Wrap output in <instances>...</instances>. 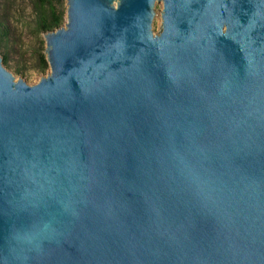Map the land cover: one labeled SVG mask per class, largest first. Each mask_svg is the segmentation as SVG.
Masks as SVG:
<instances>
[{
    "label": "water",
    "instance_id": "1",
    "mask_svg": "<svg viewBox=\"0 0 264 264\" xmlns=\"http://www.w3.org/2000/svg\"><path fill=\"white\" fill-rule=\"evenodd\" d=\"M64 1L0 57V264H264V0Z\"/></svg>",
    "mask_w": 264,
    "mask_h": 264
},
{
    "label": "trees",
    "instance_id": "2",
    "mask_svg": "<svg viewBox=\"0 0 264 264\" xmlns=\"http://www.w3.org/2000/svg\"><path fill=\"white\" fill-rule=\"evenodd\" d=\"M18 7L20 9L18 10ZM29 9L30 20L26 21L20 13V10ZM65 1L64 0H0V48L3 50L2 63L7 65L11 60L9 54H17L22 57L15 47L18 46L20 34L27 29L36 38L52 32L65 23ZM16 12L17 17L16 18ZM18 22H17V20ZM44 40H39V46L32 49L30 58L32 60L31 68L38 73L45 74L48 71V64L44 54ZM19 57V58H20ZM19 64V62H17ZM27 61L24 59L23 65ZM16 74L22 75L26 68L19 66L14 68Z\"/></svg>",
    "mask_w": 264,
    "mask_h": 264
},
{
    "label": "rangeland",
    "instance_id": "3",
    "mask_svg": "<svg viewBox=\"0 0 264 264\" xmlns=\"http://www.w3.org/2000/svg\"><path fill=\"white\" fill-rule=\"evenodd\" d=\"M20 9V7H18V10ZM21 15L23 16L24 19H26V21L30 20V12L28 8H25L24 10L22 9V11L20 10ZM16 18L17 17V12H16ZM17 20V19H16ZM18 22V20H17ZM39 40H43V35L40 38H36L33 34H31L27 29H24L23 32H21L20 34V40L18 41V46L19 47H15L14 50H16L18 52V48L20 50V53L23 54L22 57L18 56L17 54H9L11 56V60L9 61V63L7 65H5L4 67L13 74L14 78L17 79H22L24 80L28 85H34L36 84L39 79L41 77L46 76V74L48 73V71L45 74H41L38 73L36 70L31 68V64L33 63L30 58V52L31 50L34 48H38L39 46ZM44 48H45V43H44ZM3 55V50L0 48V57L2 58ZM20 57V58H19ZM24 59L27 61V63L25 65H23V61ZM19 62V64L17 63ZM19 66L20 68H26V71L20 75V74H16L14 71V68Z\"/></svg>",
    "mask_w": 264,
    "mask_h": 264
}]
</instances>
